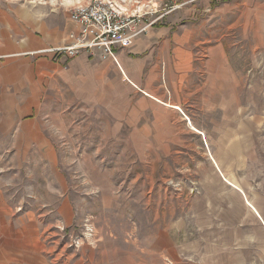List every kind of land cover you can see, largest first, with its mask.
Returning a JSON list of instances; mask_svg holds the SVG:
<instances>
[{
	"label": "rangeland",
	"instance_id": "374dc122",
	"mask_svg": "<svg viewBox=\"0 0 264 264\" xmlns=\"http://www.w3.org/2000/svg\"><path fill=\"white\" fill-rule=\"evenodd\" d=\"M10 1L42 12L0 0V264H264V0H107L152 23L148 87L21 49Z\"/></svg>",
	"mask_w": 264,
	"mask_h": 264
},
{
	"label": "crops",
	"instance_id": "0c3cea01",
	"mask_svg": "<svg viewBox=\"0 0 264 264\" xmlns=\"http://www.w3.org/2000/svg\"><path fill=\"white\" fill-rule=\"evenodd\" d=\"M80 0H37L36 3H33L31 6L39 5L38 7L41 9L42 12L39 14H30L27 13V5L26 3L22 2L19 4L20 6L15 7L13 1H10L6 3V7L10 9V13L12 14V17L17 18L19 21H17L21 28L15 29V32H13V38H18L21 40H28V43H25L21 49L28 50L31 49L33 46L36 45V47L39 46H53L58 44H64L66 42V38L69 32L74 30V24L69 20L68 11L71 7L77 5ZM14 6V9H13ZM60 18L63 20L64 23L60 24L59 26H56V24L59 22ZM16 25L13 22H10V25ZM1 36L0 38H8V32L0 31ZM5 33V34H4ZM156 37V34L154 33H147L146 36L140 35L136 37L131 46L128 49H116L115 50V56L117 60V64H115L111 59H105L103 60L99 53H96L94 56H89L86 53H81L79 55H85L87 58H90L92 60H99L100 62L103 61L102 64L104 68H108L110 66H113L114 70L122 76L118 79L120 85H126L127 83H130L134 87H148L143 86L140 84V75L135 72L137 63L135 59L130 58L131 56H128L127 53H129L132 56H140L142 55L144 59L142 62H148L149 59V52L151 50V42ZM37 39V40H36ZM43 47V48H45ZM42 48H39L37 50H40ZM37 50H34L37 51ZM33 52V51H32ZM78 55V56H79ZM77 57V56H76ZM47 59L52 61L55 65L59 66L62 69H67L71 59L69 60H60L55 61L50 56H46ZM75 58V57H74ZM151 58V55H150ZM73 59V58H72ZM137 61V62H139ZM113 65H112V63ZM138 66H141V64H138ZM138 70H140V67H137ZM153 77H151L152 80ZM129 81V82H128ZM151 97L148 92H145ZM152 98V97H151ZM105 101V100H104ZM107 103V102H106ZM164 104V103H163ZM165 106H169L170 108L175 109L176 111H181V109L176 105L171 104H164ZM148 108L154 111H157L159 106L154 101L148 100L145 97H140L136 101V107H134L131 111V114L133 115L132 119H141V117L144 115V108ZM189 126L192 130H194L197 133L199 132L197 129L193 127L191 122H189ZM136 127H139V125L134 124ZM205 139V137H204ZM206 140V139H205ZM24 141V149L27 148V145H29L30 139L23 140ZM49 149V147H48ZM232 151V150H231ZM216 166V164H215ZM219 171V170H218ZM220 176L222 173L219 171ZM222 177V176H221ZM227 181L228 179H224ZM229 181V182H228ZM226 183H229L230 186H232L235 190H237L239 193L241 192V189L237 187L235 183H233L231 180H228ZM245 206L251 211V213L261 222L264 224L263 219L261 218L259 212L257 211L256 207L248 200L244 201ZM22 264H30L27 262V260L24 258V261Z\"/></svg>",
	"mask_w": 264,
	"mask_h": 264
},
{
	"label": "built area",
	"instance_id": "2783aa9c",
	"mask_svg": "<svg viewBox=\"0 0 264 264\" xmlns=\"http://www.w3.org/2000/svg\"><path fill=\"white\" fill-rule=\"evenodd\" d=\"M74 30L68 33L66 42L48 46L34 53L50 56L55 61L69 60L81 53L117 64L115 50L128 49L133 40L143 34L152 23L142 25L144 16L128 15L107 0H89L77 4L68 11Z\"/></svg>",
	"mask_w": 264,
	"mask_h": 264
},
{
	"label": "bare ground",
	"instance_id": "6f19581e",
	"mask_svg": "<svg viewBox=\"0 0 264 264\" xmlns=\"http://www.w3.org/2000/svg\"><path fill=\"white\" fill-rule=\"evenodd\" d=\"M117 8H119L121 11H127V9L125 8V7H123V6H117Z\"/></svg>",
	"mask_w": 264,
	"mask_h": 264
}]
</instances>
